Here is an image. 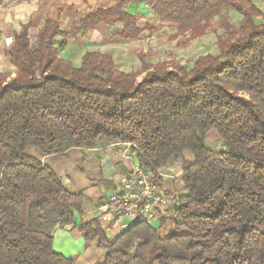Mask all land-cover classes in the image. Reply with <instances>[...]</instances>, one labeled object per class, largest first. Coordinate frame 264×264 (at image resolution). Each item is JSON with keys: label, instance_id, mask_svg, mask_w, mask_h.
Listing matches in <instances>:
<instances>
[{"label": "trees", "instance_id": "obj_1", "mask_svg": "<svg viewBox=\"0 0 264 264\" xmlns=\"http://www.w3.org/2000/svg\"><path fill=\"white\" fill-rule=\"evenodd\" d=\"M125 1L83 26L117 16L123 39L136 40L141 30ZM150 3L155 17L193 39L224 12L242 21H220V55L188 69L139 54L140 73L121 71L101 52L86 53L80 67L61 59L56 39L64 33L52 21L33 37L29 27L15 36L7 52L15 76L0 74V264H75L54 250V231L76 222L83 196L28 149L49 156L121 144L161 187L175 162L185 193L171 196L170 217L161 219L160 228H174L166 238L146 222L113 241L97 220L81 226L85 240L105 248L104 264H264V13L250 0ZM210 132L222 150L205 145Z\"/></svg>", "mask_w": 264, "mask_h": 264}, {"label": "crops", "instance_id": "obj_2", "mask_svg": "<svg viewBox=\"0 0 264 264\" xmlns=\"http://www.w3.org/2000/svg\"><path fill=\"white\" fill-rule=\"evenodd\" d=\"M150 1L127 0L122 4L123 11L137 18V27L141 30L139 38L125 41V24L117 16L102 19L94 29L83 26L87 17L98 11L116 9L120 0H3L0 3V74L15 76V68L7 54L10 48L4 44L5 38H15L27 27L33 37L48 21L58 24L64 33L56 39L61 59L79 66L88 52L111 54L118 51L125 57L135 55L137 66L142 69L141 53L137 48L142 44L140 41L144 42L149 37L148 23L154 16ZM125 150L122 146L73 148L63 154L49 156L32 148L27 150V155L53 170L69 193L83 196L82 211L76 222L54 231V250L74 260L75 264L105 262V248L97 239L85 240L80 228L95 220L97 207L119 190L122 179L129 177L137 165V159L131 151ZM167 172L182 175L175 162L171 163ZM175 180L167 178L163 183V188L171 196L177 194ZM168 228L174 231L173 227L167 225L163 227L164 231H160L161 237H169ZM119 234L117 229H113L108 236L110 239L111 235L116 237Z\"/></svg>", "mask_w": 264, "mask_h": 264}, {"label": "rangeland", "instance_id": "obj_3", "mask_svg": "<svg viewBox=\"0 0 264 264\" xmlns=\"http://www.w3.org/2000/svg\"><path fill=\"white\" fill-rule=\"evenodd\" d=\"M250 1L257 5L264 13V0ZM244 4L248 5V2L244 1ZM222 19L228 20L234 28H238L242 21V14L236 10L224 12L221 17L215 18L208 23L207 30L202 37L193 39L191 32L180 31V28L177 25L162 21L161 19L152 16L150 19L151 21L148 23V40L144 42L140 41L142 44L137 49L141 54H145L147 56V61L152 64L165 61L168 63H178L191 69L194 67L197 59L202 56L209 54L213 56L220 55L217 40L218 37L224 33V29L220 24ZM258 22H262V20H258ZM109 55L113 58L117 68L121 71L125 73H140L141 68L137 66L138 63L135 55L132 56L130 54L129 57H125L121 56L118 51H113ZM73 66L75 65L73 64ZM80 66L81 64L79 66L76 65L75 67ZM141 79L142 77L139 78V80ZM212 134H215V132L209 133L208 137L205 139V145L213 151L222 150V142L213 139ZM183 157L186 162L194 161V155L191 152H185ZM167 171L168 170L163 171L162 174L165 176L173 175L172 172L169 173ZM175 182V190L177 191V194H173L177 196L184 194L185 189L181 175H177ZM149 224L156 227L161 232L164 231V229H160L161 223L157 218ZM169 232L170 233H168L167 236H170L171 232L173 233L174 231L173 229H169ZM114 239L115 237L111 235L110 240L113 241Z\"/></svg>", "mask_w": 264, "mask_h": 264}, {"label": "built area", "instance_id": "obj_4", "mask_svg": "<svg viewBox=\"0 0 264 264\" xmlns=\"http://www.w3.org/2000/svg\"><path fill=\"white\" fill-rule=\"evenodd\" d=\"M4 44L6 48H11L15 40L13 37H7ZM118 146L124 147L125 151L131 148V145ZM161 177L164 180L176 179L177 174L167 176L161 174ZM170 200L171 195L163 186H159L137 164L131 175L122 179L119 190L97 207L95 220L105 226L107 232L117 229L121 234L138 222L150 223L157 218L161 223L162 218L170 217ZM167 225L170 226V224Z\"/></svg>", "mask_w": 264, "mask_h": 264}]
</instances>
